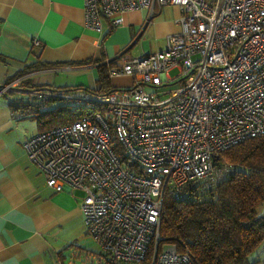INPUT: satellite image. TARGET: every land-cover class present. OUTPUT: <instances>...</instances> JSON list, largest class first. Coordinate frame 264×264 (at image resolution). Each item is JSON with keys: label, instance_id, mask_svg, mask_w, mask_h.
I'll return each mask as SVG.
<instances>
[{"label": "built area", "instance_id": "built-area-1", "mask_svg": "<svg viewBox=\"0 0 264 264\" xmlns=\"http://www.w3.org/2000/svg\"><path fill=\"white\" fill-rule=\"evenodd\" d=\"M164 6L180 11L165 48L120 55L109 69L110 78L130 77L129 87L53 93L85 113L22 142L49 188L83 192L84 226L100 250L93 264H145L152 247L150 264H196L188 250H157L164 200L182 198L192 182L213 188L231 172L215 156L264 137V0H83L84 25L100 33L103 20L115 28L133 10L146 12L147 23Z\"/></svg>", "mask_w": 264, "mask_h": 264}, {"label": "crops", "instance_id": "crops-1", "mask_svg": "<svg viewBox=\"0 0 264 264\" xmlns=\"http://www.w3.org/2000/svg\"><path fill=\"white\" fill-rule=\"evenodd\" d=\"M179 17L178 7L164 6L145 23L146 12L133 10L121 16L118 27L103 20L97 33L84 25L83 0H0V87L23 75L22 82L41 88L0 94V264L97 262L99 247L80 212L83 192L49 188L22 147L42 129L32 112L55 106L39 98H49L56 89H95L97 61L127 57L130 50L135 57L163 50L167 36L179 30ZM34 39L38 47L32 46ZM35 63L39 69L25 73ZM131 81L120 76L110 78V85L126 88ZM259 259L264 264V248Z\"/></svg>", "mask_w": 264, "mask_h": 264}, {"label": "trees", "instance_id": "trees-1", "mask_svg": "<svg viewBox=\"0 0 264 264\" xmlns=\"http://www.w3.org/2000/svg\"><path fill=\"white\" fill-rule=\"evenodd\" d=\"M116 61L94 63L98 75L95 89L68 86L55 92L108 95L117 89L111 87L109 77V69ZM38 69L35 63L24 71ZM20 88L41 90L30 87L27 80ZM39 99L55 101L52 108H35L32 112L42 128L40 131L66 124L85 113L86 107L71 97ZM215 161L231 169L223 181L204 190L199 189L198 182H192L182 189V198L164 200L157 250L165 245H174L178 251L188 250L196 264H259V254L264 248V214H257L258 207L264 203V137L251 138L222 151ZM153 253L152 247L145 264H150Z\"/></svg>", "mask_w": 264, "mask_h": 264}, {"label": "rangeland", "instance_id": "rangeland-1", "mask_svg": "<svg viewBox=\"0 0 264 264\" xmlns=\"http://www.w3.org/2000/svg\"><path fill=\"white\" fill-rule=\"evenodd\" d=\"M130 52H132V50H130L128 53H126V56L128 57H135V56H132L131 55V53ZM176 70H171V71H169L168 72V76L169 77H173L174 75H176ZM115 78V77H114ZM114 78H112V79H114ZM113 83H114V80H113ZM173 88V86H163V87H160L158 90L159 91H169L170 89H172ZM165 98V97H164ZM257 214L258 215H263L264 214V203L261 205V206H259L258 207V209H257ZM92 239V238H91ZM93 243L96 245V248H98V245L93 241ZM98 250H99V248H98Z\"/></svg>", "mask_w": 264, "mask_h": 264}, {"label": "water", "instance_id": "water-1", "mask_svg": "<svg viewBox=\"0 0 264 264\" xmlns=\"http://www.w3.org/2000/svg\"><path fill=\"white\" fill-rule=\"evenodd\" d=\"M119 58V56L117 57V58H115V59H112V60H117ZM111 61V60H110Z\"/></svg>", "mask_w": 264, "mask_h": 264}]
</instances>
